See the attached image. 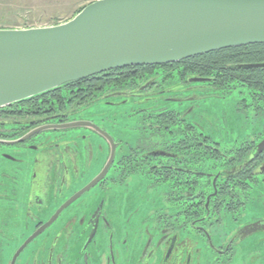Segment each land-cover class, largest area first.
<instances>
[{"label":"flooded vegetation","instance_id":"1","mask_svg":"<svg viewBox=\"0 0 264 264\" xmlns=\"http://www.w3.org/2000/svg\"><path fill=\"white\" fill-rule=\"evenodd\" d=\"M261 58L239 83L134 65L0 108V264H264ZM238 87L241 135L194 117Z\"/></svg>","mask_w":264,"mask_h":264},{"label":"water","instance_id":"2","mask_svg":"<svg viewBox=\"0 0 264 264\" xmlns=\"http://www.w3.org/2000/svg\"><path fill=\"white\" fill-rule=\"evenodd\" d=\"M258 43L264 0H95L65 22L0 28V108L111 69Z\"/></svg>","mask_w":264,"mask_h":264},{"label":"rangeland","instance_id":"3","mask_svg":"<svg viewBox=\"0 0 264 264\" xmlns=\"http://www.w3.org/2000/svg\"><path fill=\"white\" fill-rule=\"evenodd\" d=\"M95 0H0V28L3 27H32L46 26L55 23L65 22L71 19L82 7ZM209 91H201L200 95H205L198 102L194 117H202L203 124L209 126L227 125L228 130L241 135V126L245 125V114L238 111L240 101L245 94L241 92V87L224 97L209 95ZM205 97V98H204ZM170 108L177 110H191L189 103L184 104L169 103ZM139 105L129 102L126 105L116 107L118 111L132 110ZM121 122V118H117ZM134 118L132 125H136ZM239 128V129H238ZM139 186V184H136Z\"/></svg>","mask_w":264,"mask_h":264},{"label":"trees","instance_id":"4","mask_svg":"<svg viewBox=\"0 0 264 264\" xmlns=\"http://www.w3.org/2000/svg\"><path fill=\"white\" fill-rule=\"evenodd\" d=\"M85 7V6H84ZM84 7H82L78 12H80ZM77 12V13H78ZM75 13L74 16L77 14ZM57 24V23H55ZM243 50H251L252 56L242 58L241 51ZM264 56V44H249L244 46L227 48L219 51H213L207 54L198 55L195 57H191L180 61L179 63H185L183 66L182 74L186 75L187 73L194 72L199 75H208L215 76L218 81H222L223 84H232L239 83V77L236 73L235 68H233L232 64H238L241 62H250V61H262L261 57ZM178 63V62H177ZM241 67L246 68V66L240 65ZM257 74H254L250 79V83L264 85V67L256 68ZM257 82V83H255ZM53 91V90H52ZM184 149V148H183ZM184 153L189 155V151L183 150ZM196 159L197 163L203 159V154L198 148L196 150ZM197 185L202 184L201 180L196 181Z\"/></svg>","mask_w":264,"mask_h":264}]
</instances>
